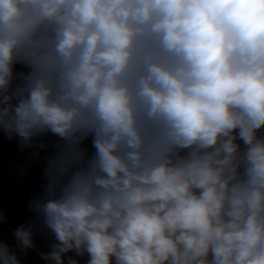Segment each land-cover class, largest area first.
Returning a JSON list of instances; mask_svg holds the SVG:
<instances>
[{"label":"clouds","instance_id":"9594fccd","mask_svg":"<svg viewBox=\"0 0 264 264\" xmlns=\"http://www.w3.org/2000/svg\"><path fill=\"white\" fill-rule=\"evenodd\" d=\"M0 133V264H264V0H0Z\"/></svg>","mask_w":264,"mask_h":264},{"label":"water","instance_id":"95a60500","mask_svg":"<svg viewBox=\"0 0 264 264\" xmlns=\"http://www.w3.org/2000/svg\"><path fill=\"white\" fill-rule=\"evenodd\" d=\"M27 154L18 152L16 142L7 141L0 133V210L8 217L7 223L0 224V239L9 243H13V229L31 219L26 203L40 188V164L33 161L26 174L18 167L28 164ZM35 241L37 248L47 250V240L37 235ZM22 259L23 264H45L32 250Z\"/></svg>","mask_w":264,"mask_h":264}]
</instances>
